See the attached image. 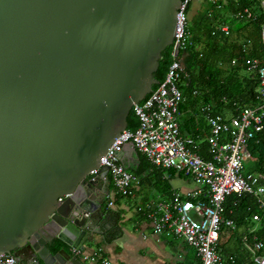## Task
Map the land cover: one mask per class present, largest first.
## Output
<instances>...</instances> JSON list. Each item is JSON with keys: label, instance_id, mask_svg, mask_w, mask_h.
Instances as JSON below:
<instances>
[{"label": "water", "instance_id": "obj_1", "mask_svg": "<svg viewBox=\"0 0 264 264\" xmlns=\"http://www.w3.org/2000/svg\"><path fill=\"white\" fill-rule=\"evenodd\" d=\"M182 2L0 0V255L68 264L56 249L104 234L101 161L160 84Z\"/></svg>", "mask_w": 264, "mask_h": 264}, {"label": "built area", "instance_id": "obj_2", "mask_svg": "<svg viewBox=\"0 0 264 264\" xmlns=\"http://www.w3.org/2000/svg\"><path fill=\"white\" fill-rule=\"evenodd\" d=\"M230 0H183L177 14V25L173 44V61L166 78L141 103L133 108L139 120L135 130L127 129L116 138L101 166L109 168V176L116 195L129 197L140 179L126 169L120 157L124 146L132 143L137 152L145 156L157 168L173 170L192 178L200 190L187 195L175 193L173 199L159 203L148 202L141 211L152 224L156 234L173 235L184 240L197 253L201 264H224L219 254V240L224 227L234 231L236 222L226 216V203L232 196L252 195L264 211V173L245 172V161L251 158L248 143L264 129V65L259 60L250 61L251 69L260 80L259 104L247 107L237 115L226 118L221 115H209L210 132L207 138L209 159L199 153L196 140L183 136L180 128L181 105L185 101L180 84L185 77V67L181 56L193 46L189 27V12L194 2H206L217 8H224ZM264 8V0H261ZM246 9L238 17L251 18ZM221 31L229 34V27ZM264 44V26L262 28ZM179 55L176 56L175 52ZM98 173V170L92 171ZM108 197V206L114 205ZM254 221L260 222L261 215L255 214ZM256 228L250 230L254 233ZM248 243L246 247L253 253L256 264H264V244ZM81 254V250H76ZM89 258V257H86ZM92 260L98 264H112L100 250L94 252ZM230 264H236V258H229ZM0 264H16L12 255H0Z\"/></svg>", "mask_w": 264, "mask_h": 264}, {"label": "trees", "instance_id": "obj_3", "mask_svg": "<svg viewBox=\"0 0 264 264\" xmlns=\"http://www.w3.org/2000/svg\"><path fill=\"white\" fill-rule=\"evenodd\" d=\"M228 6L234 10L235 16L249 9L253 15L251 18L236 20L245 23V27L251 28L253 34L241 42V37L235 35H240L243 23L240 27L234 28L232 18L221 14L214 6L213 10L198 15L191 21L189 18L188 30L193 46L186 52L185 77L180 84L186 104L182 103L181 110L191 106L190 108L199 111L208 108L209 115H224L226 111L237 115L240 110L259 104L260 80L249 62L259 60L264 65L262 41L264 8L261 0H232ZM222 25L230 27L229 35L219 30ZM244 44H247L246 48ZM172 53L173 47L162 53L159 69L154 75L160 83L165 80L173 61ZM157 87L158 85L154 89ZM128 122L130 130H135L139 126L134 110L131 111ZM180 128L182 135L185 136L181 124ZM193 137L199 140L197 134ZM200 141L203 142L199 145V153L209 159L207 138L203 136ZM248 150L252 164L250 171L247 172L264 173V129L249 141ZM133 173L140 179L141 185L149 186L151 182L155 186L161 184V188L164 186L161 193L166 197V201L173 199L176 192L172 188L171 180L176 174L175 171L157 168L143 156L141 168ZM226 208V216L236 222L237 229L232 231L224 227L221 231L219 254L224 264H230L231 256L236 258V264H256L253 253L244 243V237L248 236V243L251 245L255 243V237L258 242L264 244V211L259 208L257 200L249 194L240 198L237 196L228 198ZM255 214L261 215L260 222L254 221ZM254 228L256 231L250 233ZM259 253L264 254V249Z\"/></svg>", "mask_w": 264, "mask_h": 264}, {"label": "crops", "instance_id": "obj_4", "mask_svg": "<svg viewBox=\"0 0 264 264\" xmlns=\"http://www.w3.org/2000/svg\"><path fill=\"white\" fill-rule=\"evenodd\" d=\"M204 3L206 2H194L192 4L189 12L190 21L198 15L201 16L209 10H213V5L208 3L209 7L205 11ZM228 4L221 9L216 6L214 7L221 14L227 15L235 21L236 18H239L238 14L235 16L234 10L229 9ZM242 23L240 22L236 27H240ZM245 25V23L242 24L240 35H235V37H241V42L253 34V30L246 28ZM224 26L228 25L220 26L219 30ZM243 46L246 48L247 44ZM184 103L186 104V99ZM190 107L187 106V108L181 110L180 124L185 132V136L194 138L193 135L197 134L199 140H195L199 146L203 142L200 141V138L203 136L204 138H208L209 135L208 116L210 110L207 111V108L199 111ZM232 114L226 111L221 116L230 118L233 116ZM142 159V154L133 148H129L123 154L122 163L127 170L133 173L141 168ZM108 178L110 181V201H113L114 205L110 207L107 204L108 221L103 223L104 234L97 236L92 242L86 243L81 250V254L76 253L68 245H62L55 252L61 248H65L70 256L68 264H98L97 261L91 259V256L97 250H100L103 256L109 259L112 264H201L196 251L184 240L173 235L156 234L152 224L146 217V213L140 210L148 202L159 203L166 201V197L161 193L164 186L161 188L162 185L158 184V188L153 182L149 186L139 184L135 186L131 196L123 197L116 195L110 176ZM166 178L167 175L165 174L164 179ZM171 185L174 192L181 193L182 195L200 190V186L192 178L183 174L179 175L178 173L173 176Z\"/></svg>", "mask_w": 264, "mask_h": 264}, {"label": "rangeland", "instance_id": "obj_5", "mask_svg": "<svg viewBox=\"0 0 264 264\" xmlns=\"http://www.w3.org/2000/svg\"><path fill=\"white\" fill-rule=\"evenodd\" d=\"M209 7V4L208 3H204V8H205V11L207 10V8ZM223 12H225L224 10H223ZM233 23V27H236L240 22L238 21V20H235L234 22H232ZM251 164H252V160H247V161H245V172H247V171H250V169H251Z\"/></svg>", "mask_w": 264, "mask_h": 264}]
</instances>
